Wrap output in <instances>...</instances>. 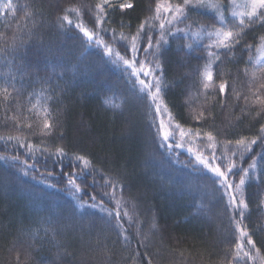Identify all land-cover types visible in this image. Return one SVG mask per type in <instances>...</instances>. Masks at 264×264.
<instances>
[{"label": "trees", "instance_id": "16d2710c", "mask_svg": "<svg viewBox=\"0 0 264 264\" xmlns=\"http://www.w3.org/2000/svg\"><path fill=\"white\" fill-rule=\"evenodd\" d=\"M121 3L133 7L121 10ZM158 3L182 0H12V8L2 11L0 89L10 95L0 91V264H264V71L255 62L264 18L251 24L246 19L239 43L217 49L209 47L204 32L191 35L201 26L221 27L215 10L190 5L187 19L175 25H190V34L173 28L175 35H168L170 14L161 8L156 19ZM98 5L105 12L100 24ZM162 21L167 43L155 57L163 68L162 76L156 73L157 112L133 69L106 55L102 44L88 42L75 24L95 31L128 59L130 38L138 36V67L141 60L154 59L143 49L146 35L159 39ZM226 23L238 31L237 22ZM210 60L213 81L205 89L202 72ZM222 82H227L224 92L218 87ZM45 110L50 132L43 129ZM207 133L215 137L216 159ZM239 139H256L242 158ZM225 147L237 152L230 182L238 184L241 169H249L243 220L219 178L196 159L200 154L223 170ZM57 148L67 155L58 159ZM253 161L255 168H249ZM66 174L80 177L79 192ZM47 195L52 199L40 198ZM101 200L112 216L89 206ZM238 220L255 248L241 237ZM241 239L252 259L243 252L233 259Z\"/></svg>", "mask_w": 264, "mask_h": 264}, {"label": "snow or ice", "instance_id": "6c2138e0", "mask_svg": "<svg viewBox=\"0 0 264 264\" xmlns=\"http://www.w3.org/2000/svg\"><path fill=\"white\" fill-rule=\"evenodd\" d=\"M107 2V0H106ZM190 5L192 6H201V7H208V8H216L219 9L218 4L215 2V0H195V4H193V0H182V4L177 3L175 5L172 4H167V5H161L157 4L156 8V19H160V12L161 8H163V11L165 14H170V19H167V24L171 27L168 29V35H175V32L172 31L173 28H175V25L178 23L184 22V20L187 19L185 9L189 7ZM99 9V12L97 14L96 20L97 24L102 23L101 17L105 15L104 12V7L103 5H98L97 6ZM111 7V5H109ZM121 10L125 8H132L133 5L130 3H121L119 5ZM5 10L11 9L12 8V0H8V3L4 5ZM244 11H234L232 13V16L237 19L238 23L236 24V28L238 31H233L231 28H228L227 23L224 21L223 15L221 14L220 16V23L221 27L220 28H214L211 31H208L204 29L203 26L200 27V30L196 32H192L191 35L194 37L199 38L200 33L204 32L205 35H207L210 39H212V43L209 45L210 48H224V49H229L239 43V40L241 39V31L248 26V24L254 23L256 20H260L264 18V0H248V3L245 5ZM71 11V10H70ZM246 18L248 21V24H246ZM64 21H66L69 25L72 24V21L69 19L67 15H65L62 18ZM148 23V21H145L140 24L139 28L137 29V34L139 35L141 32L144 31L145 25ZM75 27L79 29L80 33L83 34V36L86 38L88 42L95 41L98 44H102L103 48L105 49V54L108 55L109 57H114L118 58L119 61H121L124 65L128 66L129 68L133 69V75L136 76L137 81L139 84L142 86L141 91H146L148 95L150 96L152 102L154 105H156V110L159 112L160 107L159 104H156V101L160 99V92H161V79L159 76L156 75L157 72L160 73V75H163V68L162 65L158 62V59H156V53L159 52L160 47L162 44L167 43V37L165 35V22H161L159 24V39H157L155 42L153 41L151 35H146V47L143 49L146 55H152L154 59L149 62H145L144 60H141L139 62V66L137 67V54L140 52V49L137 47V38L138 36H132L131 39V59L126 58L125 56L121 55L119 51H115L111 45L103 43L102 39L98 36V34L95 31L89 30L87 27L83 26L82 23H77L75 24ZM191 26L189 25L185 29H179L175 28L176 32H184L185 35H189V30ZM115 38V37H114ZM120 39H129L128 37H125L123 34L120 35ZM260 46L258 47L257 51L260 53V58L257 60V63H262L264 62V36L260 37ZM188 48H191L192 45L189 44L187 46ZM249 49L251 46H248ZM149 50H153L151 53ZM209 57H213L215 60L219 59V55L209 51L208 53ZM213 61L210 60L209 64L205 66L203 72H202V82H203V87L205 89H208L211 85V82L213 81V73L211 71V64ZM262 71H264V64H262ZM245 72H247V69H245ZM141 75L145 78H151L147 83L145 79H140ZM254 77L256 75L255 72L252 74ZM154 81V83H153ZM264 86V85H262ZM219 90L221 92H224L226 87H227V82H222L219 84ZM154 88V90H153ZM5 94V97L10 95L8 93L7 88L0 89ZM49 113L47 110H45V120L43 124V129L48 130L49 132L51 131L52 125L47 119V116ZM179 129V125L176 126ZM261 133L264 134V127L260 129ZM196 136H199L200 134L194 133ZM181 137L185 135L183 131L180 132ZM170 138V133L165 131L163 135V139L165 141H168ZM8 139H13V137H8ZM207 141L209 142V147L213 149L212 152V158L216 159L215 155V149L217 147V144L215 143V137L211 133H207ZM229 144L232 142L229 141ZM256 143V139H252L249 142H245L244 139H239L235 142L236 144V149L241 152V158L244 152H250L251 151V146ZM30 148L32 147L31 145L29 146ZM176 147H183L182 144H176ZM191 151V150H189ZM237 154L236 150H232L229 153V150L227 147H225L224 152L221 154V159L224 161V169L220 167V165H213L209 162V160L204 159L202 155L197 154L196 159L203 164L211 173L215 175V177L219 178V183L222 186L225 194L228 197V203L229 205L235 209L238 210L240 220H243L244 216V211L248 208V204L245 202L243 198V186L245 185L246 179L248 177L249 169H241L243 171V175L239 179L238 184L234 185L232 182L229 180V173L233 172L234 168H237V164L234 160L231 159L232 156H235ZM55 155L57 156L58 159H62L65 155H67L64 152L63 148H57ZM76 159L78 161H81L84 165L85 168H87L90 164V161H88L84 156H77ZM24 163H27L26 161ZM31 167V166H30ZM249 168H255V161H253L252 164L249 165ZM68 178V184L76 190V192L80 191V186L76 184L75 180L77 178H80L78 176H74L71 174H66ZM113 188V192L111 194L110 198L115 197V185H111ZM237 192L240 193L239 197L237 196ZM75 196V193H73ZM107 195V194H106ZM92 200H95L96 197L93 195L91 197ZM117 205H119V201H117ZM78 207H83L84 205L78 204ZM90 207L94 208H100L101 211L107 212L109 216H112V212L106 209L103 206V201L101 200L99 204H92L89 205ZM127 214V213H125ZM120 217V212L117 210L115 212V218L119 220ZM240 220L236 221V227L237 230L240 232L241 237H247V244L251 245L253 248H255V242L251 239V236L247 231L244 230L243 227H241ZM127 239V237H125ZM236 252L235 256L233 257L234 260H238L241 256V252H243L244 256H247L249 259H252L253 257L250 255L249 252L244 251L245 244L243 242V239H241L239 242L236 243L235 245ZM259 249H257V252Z\"/></svg>", "mask_w": 264, "mask_h": 264}, {"label": "rangeland", "instance_id": "374dc122", "mask_svg": "<svg viewBox=\"0 0 264 264\" xmlns=\"http://www.w3.org/2000/svg\"><path fill=\"white\" fill-rule=\"evenodd\" d=\"M110 1H123V0H107V2H110ZM104 2L107 3L106 0H104ZM6 3H8V0H0V18L2 16L1 15L2 11L5 10L4 5ZM247 3H248V0H227L225 3H217L218 6H219V9H216V8H211V9L215 10L217 12L218 18H220L221 14H222L225 22H226L227 19H231V20H234L235 22L238 23L237 19L232 16V13L234 11H244V10H246L245 9V5ZM219 22H220V19H219ZM202 36H203V39L205 38L207 40V43L209 45L212 43V39H210L207 35H205L203 33ZM259 58H260V53L258 54L257 58L255 59L256 63H257V60ZM263 63L264 62L259 63V64H263ZM142 167H144V166H142ZM144 168H143V171L145 170ZM135 194L137 195V193H135ZM72 240H75V237H73ZM54 255L57 256L56 254H54Z\"/></svg>", "mask_w": 264, "mask_h": 264}, {"label": "bare ground", "instance_id": "6f19581e", "mask_svg": "<svg viewBox=\"0 0 264 264\" xmlns=\"http://www.w3.org/2000/svg\"><path fill=\"white\" fill-rule=\"evenodd\" d=\"M1 70H2V68H1V66H0V71H1ZM142 116H146V114H145L143 111H142ZM34 190H36V188H34ZM44 197H45V198H44ZM44 197H43V196H40V198L43 199V200H46V198H47V199H50V200L52 199V197H50V196H48V195H47V196H44Z\"/></svg>", "mask_w": 264, "mask_h": 264}]
</instances>
